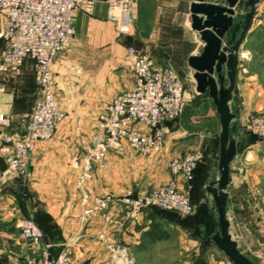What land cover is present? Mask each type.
<instances>
[{"label": "crops", "instance_id": "obj_1", "mask_svg": "<svg viewBox=\"0 0 264 264\" xmlns=\"http://www.w3.org/2000/svg\"><path fill=\"white\" fill-rule=\"evenodd\" d=\"M107 1L111 0H100L90 15L76 14L71 45L55 60L56 96L66 114L65 121L52 140L36 145L25 179L10 177L0 184V264H44L47 253L55 258L62 252H67L78 264H104L110 259L108 250L111 248L128 250L134 260H156L157 253L159 257H165L160 247L170 238L168 228L171 225L155 209L129 217L130 206L123 200L136 199L172 181L180 188L186 187L182 179L173 177L166 170L161 171L162 163L170 157L181 158L187 149L192 150L187 145L189 141L211 137L213 132L209 134V125H197L206 129L192 135L185 127V130L178 128V123L172 124L165 148L157 156L143 158L130 148L123 153H109L106 161L94 164L92 179L85 183L83 190L77 184L82 169L76 162L102 137L99 118L105 107L134 86L127 67L128 49L147 55L161 67L168 65L171 57L183 56L187 62L198 55L201 42L189 23L193 0H136L131 35L119 34L115 22L109 18ZM238 10L235 9L237 14ZM1 23L0 17V28ZM189 26L194 35L191 49L187 43ZM252 28L254 32L239 53L231 102L237 121L236 137L241 129L249 127L252 115L264 112V88L259 79L263 73L260 69L258 73L250 70L262 58V51L257 49L264 48L259 33L264 28V0ZM241 29L239 22L232 32L231 43ZM163 48L166 53L161 52ZM178 48L183 51L178 53ZM249 52L252 54L248 56ZM263 65L260 63V68ZM36 87L37 74L31 59L25 61L18 75L0 74V137L23 134L24 116L32 111ZM186 101L193 110L197 106L194 103L205 102L214 107L207 96L196 93ZM216 119L219 123L214 107L211 123ZM199 165L190 185V192L195 197L203 196L214 175L208 169L203 173ZM82 191L91 198L109 196L112 202L104 213L84 221ZM27 219L33 220L43 232L39 246L21 236L22 222ZM178 230L180 234L198 232L204 235L205 227L198 224L193 230L188 227L185 230L178 227ZM189 248L196 255L202 250L205 260H215L212 264H230L221 261L226 260L225 256L220 257L219 252H212L214 250L207 246L191 243Z\"/></svg>", "mask_w": 264, "mask_h": 264}, {"label": "built area", "instance_id": "obj_2", "mask_svg": "<svg viewBox=\"0 0 264 264\" xmlns=\"http://www.w3.org/2000/svg\"><path fill=\"white\" fill-rule=\"evenodd\" d=\"M100 0H0V74L18 75L27 59L35 64L37 92L32 111L24 116L22 135L7 136L0 149L7 171L0 173V184L9 177L26 178L32 153L39 142L53 139L66 114L56 96L53 66L56 58L71 45L73 23L78 12L93 13ZM136 0L107 1L110 16L118 31L127 33L133 25ZM128 68L134 86L109 103L99 118L102 137L76 164L82 169L77 184L81 190L92 179L94 164L107 160L109 153H123L130 148L138 156L149 158L160 154L187 105L185 87L178 73L169 65L158 66L154 60L134 49H128ZM250 128L264 140V113L254 114ZM200 153H187L169 163L173 177L182 178L186 187L172 182L136 199L126 198L129 217L139 216L153 208L193 213L190 185L201 161ZM82 219L88 221L104 213L111 197L91 198L82 191ZM21 235L35 246L43 239L41 228L24 220ZM115 260H129L124 249L114 248ZM44 264H76L67 252L52 258L47 253Z\"/></svg>", "mask_w": 264, "mask_h": 264}, {"label": "rangeland", "instance_id": "obj_3", "mask_svg": "<svg viewBox=\"0 0 264 264\" xmlns=\"http://www.w3.org/2000/svg\"><path fill=\"white\" fill-rule=\"evenodd\" d=\"M116 29L118 31L117 27ZM132 32L133 25L127 33L124 34L119 32V34L131 35ZM259 33L261 34V40L263 39L264 43V28L261 29ZM193 36L194 35L191 33L189 26L187 36L188 49H191L194 46V39H192ZM172 44V42L169 44V49H171ZM160 50L161 52L165 51V53L167 51L166 48ZM257 50L262 51V54H260L262 55V58L257 64L251 66L250 70L255 72L261 70L263 74L259 76V79H261V83L264 88V65L260 68V63L264 64V48L261 46V48ZM182 51H180V48L177 49L178 53H181ZM251 54L252 52H249L248 56ZM255 56L257 58L260 57L259 55ZM167 62V64L178 73L179 77L181 78L184 84L185 100H191L193 94L195 93L194 80L193 72L188 67L186 58H184L183 56L182 58L179 56L171 57ZM36 92L37 87L35 93ZM196 104L197 106L195 110L192 111L191 116H189V120L195 126L202 124L209 125V134H211V132L213 133L210 135L211 137H208L204 140L194 139L192 141H189L187 145L190 146L192 150L187 149V153H200L202 155V162L201 164L199 163V168H203V173H206L207 171L205 172V170L207 169L209 170V173L212 172L214 176L210 180H213L215 178V172L219 157V123L217 120L218 118L214 121V123H211L210 117L214 112V107L205 102H202L200 104L194 103L193 105ZM263 113L264 112H260L257 114ZM176 123H178V128H180L181 130L184 129V125L181 119H179ZM238 134L239 135L237 136V153L231 165V178L229 186V202L227 207V214L231 223V233L234 237V240L238 243L240 251L255 263L264 264V140L261 139L250 128V126L244 127L239 131ZM197 137L198 136L194 138ZM177 158L179 157H170L168 160L164 159V162L161 166V171L166 170L168 171V173H170L169 163ZM159 186L155 189L163 188L166 185L162 184ZM193 197H195V195H192L190 192V199L193 204L194 210L193 213L189 216H183L176 212L162 211L160 209L153 208L155 209L157 214H161V216L167 220L166 222L171 225V227L168 228V232H170V238L167 240L166 244L160 247V251L162 253H165V257L161 258L158 256L157 253L155 254L156 260H134L130 252L124 249L127 252V258L129 260H115V253L113 252V250L115 249L111 248L108 250L111 255L110 259L107 260L104 264H212V262L215 261L205 260L204 256L206 255H204L205 253H203L202 250H199V255H196V252L189 248V245L191 243H197L201 244L202 246H207L210 248V250H214L212 252H219L218 255L223 258L224 255L220 251H217L218 249L211 241V237L214 235L215 231V212L212 201L206 195L205 192L203 196L196 195L195 198ZM193 199H195L196 205L194 204ZM197 201H199V206L197 205ZM198 224L205 227V230L203 232L204 235H201L198 232L180 234V230H178V227L182 228V230H185L187 227L193 230L194 227ZM196 231H198V229H196ZM28 241L31 242L30 240ZM225 259L226 260L221 261L232 264L227 258Z\"/></svg>", "mask_w": 264, "mask_h": 264}, {"label": "water", "instance_id": "obj_4", "mask_svg": "<svg viewBox=\"0 0 264 264\" xmlns=\"http://www.w3.org/2000/svg\"><path fill=\"white\" fill-rule=\"evenodd\" d=\"M263 0H255L244 13L246 0H193L189 10L191 30L199 36L198 55L188 59L193 72L194 89L198 96L212 100L219 117V157L215 178L205 188L214 207V235L211 241L232 264H257L243 254L231 233L227 214L231 164L237 153V121L231 109L239 65V53L246 39L254 32L252 23ZM241 8L239 14L235 9ZM243 14V27L231 43V36ZM192 105H186L181 121L192 135L204 132L206 127L195 126L189 120ZM3 136L0 137V149ZM7 171L0 153V173ZM214 176V175H213ZM212 176V178H213Z\"/></svg>", "mask_w": 264, "mask_h": 264}, {"label": "flooded vegetation", "instance_id": "obj_5", "mask_svg": "<svg viewBox=\"0 0 264 264\" xmlns=\"http://www.w3.org/2000/svg\"><path fill=\"white\" fill-rule=\"evenodd\" d=\"M255 0H246V6H245V10H244V13H246V12H248L249 10H250V6H251V4L254 2ZM249 6V8L247 9V7ZM239 10V12L241 11V8H238ZM247 9V10H246ZM239 22H241V24H242V27H243V14L242 15H240V17H239V19H238V23Z\"/></svg>", "mask_w": 264, "mask_h": 264}, {"label": "trees", "instance_id": "obj_6", "mask_svg": "<svg viewBox=\"0 0 264 264\" xmlns=\"http://www.w3.org/2000/svg\"><path fill=\"white\" fill-rule=\"evenodd\" d=\"M194 181V180H193ZM192 184V183H191ZM155 232H157L156 230H155Z\"/></svg>", "mask_w": 264, "mask_h": 264}]
</instances>
